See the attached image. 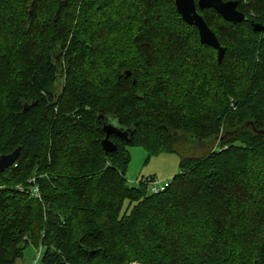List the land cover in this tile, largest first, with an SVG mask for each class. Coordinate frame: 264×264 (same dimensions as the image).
<instances>
[{
  "label": "trees",
  "instance_id": "16d2710c",
  "mask_svg": "<svg viewBox=\"0 0 264 264\" xmlns=\"http://www.w3.org/2000/svg\"><path fill=\"white\" fill-rule=\"evenodd\" d=\"M223 1L219 63L176 0H0V264H264V0ZM136 146L181 156L164 191Z\"/></svg>",
  "mask_w": 264,
  "mask_h": 264
},
{
  "label": "water",
  "instance_id": "95a60500",
  "mask_svg": "<svg viewBox=\"0 0 264 264\" xmlns=\"http://www.w3.org/2000/svg\"><path fill=\"white\" fill-rule=\"evenodd\" d=\"M176 6L183 20L198 28L202 44H207L218 51V60L219 63H221L226 49L221 46L215 33L209 28L205 19L199 14L198 9H214L227 21L237 24L246 19L245 15L238 10V2L223 0H198V2L195 0H176ZM255 29L261 30L262 27L256 25ZM103 129L106 133V138L102 142V146L107 153L116 150L115 144L110 140L111 136L115 135L126 140L129 138V132L117 125L105 123ZM254 131L264 135V130H257L254 128ZM19 154L20 148L11 154L2 155L0 157V174L4 173L16 163Z\"/></svg>",
  "mask_w": 264,
  "mask_h": 264
},
{
  "label": "rangeland",
  "instance_id": "374dc122",
  "mask_svg": "<svg viewBox=\"0 0 264 264\" xmlns=\"http://www.w3.org/2000/svg\"><path fill=\"white\" fill-rule=\"evenodd\" d=\"M215 146L216 145L213 147ZM207 149L209 150L207 145L199 146L197 149L199 153L195 154H204ZM129 151L131 153V162L126 172V179L130 186H138L140 181L148 178L166 183L172 179V177L180 173L181 156L177 154L163 153L158 156H149L145 148L139 146L130 147ZM126 210L127 212L129 210L128 201L125 203L123 212H126ZM37 251L38 248L30 245L24 252L22 263L33 264Z\"/></svg>",
  "mask_w": 264,
  "mask_h": 264
},
{
  "label": "built area",
  "instance_id": "2783aa9c",
  "mask_svg": "<svg viewBox=\"0 0 264 264\" xmlns=\"http://www.w3.org/2000/svg\"><path fill=\"white\" fill-rule=\"evenodd\" d=\"M172 182V179H170L168 182L166 183H162L160 181H155L153 179H150L147 181L149 187H150V190L153 192V193H159L161 191H164L166 189V187ZM41 257H42V249H39L37 251V255H36V258L34 259V262L33 264H39L40 260H41Z\"/></svg>",
  "mask_w": 264,
  "mask_h": 264
},
{
  "label": "crops",
  "instance_id": "0c3cea01",
  "mask_svg": "<svg viewBox=\"0 0 264 264\" xmlns=\"http://www.w3.org/2000/svg\"><path fill=\"white\" fill-rule=\"evenodd\" d=\"M173 178V177H172Z\"/></svg>",
  "mask_w": 264,
  "mask_h": 264
}]
</instances>
